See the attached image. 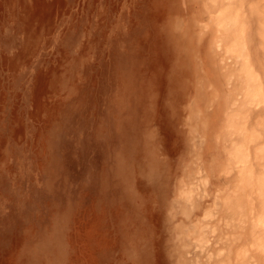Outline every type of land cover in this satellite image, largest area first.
<instances>
[{
	"label": "rangeland",
	"instance_id": "obj_1",
	"mask_svg": "<svg viewBox=\"0 0 264 264\" xmlns=\"http://www.w3.org/2000/svg\"><path fill=\"white\" fill-rule=\"evenodd\" d=\"M0 264H264V0H0Z\"/></svg>",
	"mask_w": 264,
	"mask_h": 264
},
{
	"label": "bare ground",
	"instance_id": "obj_2",
	"mask_svg": "<svg viewBox=\"0 0 264 264\" xmlns=\"http://www.w3.org/2000/svg\"><path fill=\"white\" fill-rule=\"evenodd\" d=\"M217 206V205H216Z\"/></svg>",
	"mask_w": 264,
	"mask_h": 264
}]
</instances>
